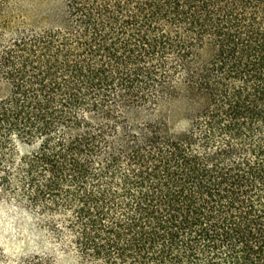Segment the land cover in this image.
I'll list each match as a JSON object with an SVG mask.
<instances>
[{"label":"trees","instance_id":"obj_1","mask_svg":"<svg viewBox=\"0 0 264 264\" xmlns=\"http://www.w3.org/2000/svg\"><path fill=\"white\" fill-rule=\"evenodd\" d=\"M0 198L81 264H264V0H0Z\"/></svg>","mask_w":264,"mask_h":264},{"label":"rangeland","instance_id":"obj_2","mask_svg":"<svg viewBox=\"0 0 264 264\" xmlns=\"http://www.w3.org/2000/svg\"><path fill=\"white\" fill-rule=\"evenodd\" d=\"M27 1L60 4V0ZM208 57V50L198 54L199 61ZM132 114L138 121L148 116L147 109H134ZM177 126L184 128L187 122L182 120ZM31 148L21 145L18 152L25 154ZM67 241L68 234L58 235L39 210L0 198V264H81Z\"/></svg>","mask_w":264,"mask_h":264}]
</instances>
